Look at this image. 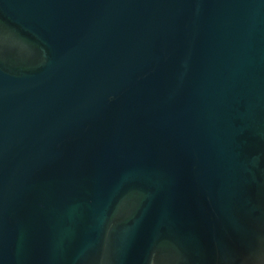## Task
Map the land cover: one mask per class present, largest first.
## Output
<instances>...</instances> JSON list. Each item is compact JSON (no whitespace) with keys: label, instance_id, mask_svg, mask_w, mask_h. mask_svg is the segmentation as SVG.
<instances>
[{"label":"water","instance_id":"95a60500","mask_svg":"<svg viewBox=\"0 0 264 264\" xmlns=\"http://www.w3.org/2000/svg\"><path fill=\"white\" fill-rule=\"evenodd\" d=\"M0 264H264V0H0Z\"/></svg>","mask_w":264,"mask_h":264}]
</instances>
